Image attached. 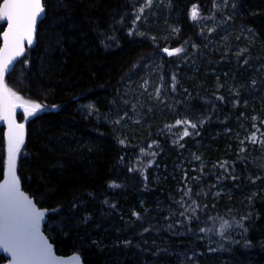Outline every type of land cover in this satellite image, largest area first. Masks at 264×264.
<instances>
[{
	"label": "trees",
	"instance_id": "obj_1",
	"mask_svg": "<svg viewBox=\"0 0 264 264\" xmlns=\"http://www.w3.org/2000/svg\"><path fill=\"white\" fill-rule=\"evenodd\" d=\"M43 5L36 45L4 84L13 104L41 105L16 112L15 171L49 211L56 252L264 264V0ZM7 149L0 118V184Z\"/></svg>",
	"mask_w": 264,
	"mask_h": 264
},
{
	"label": "snow or ice",
	"instance_id": "obj_2",
	"mask_svg": "<svg viewBox=\"0 0 264 264\" xmlns=\"http://www.w3.org/2000/svg\"><path fill=\"white\" fill-rule=\"evenodd\" d=\"M44 12L43 0H3V4H0V20L6 19L8 24L3 33L5 46L0 50V98L7 92L17 100L21 99L15 92L7 89L4 77L11 69L13 61L23 54V41L27 39L28 44H32L35 25ZM197 16L198 8L193 5L191 17L196 19ZM9 49L12 54L4 56L3 52ZM175 51L179 52L180 49ZM28 107L31 111L26 108V113L30 116L39 110L41 105L32 103ZM10 117L11 111L0 118L9 119L11 123ZM23 127L22 124L16 125V128L21 130ZM184 134L187 135L188 132L185 131ZM22 144L23 132H13L10 127L7 161L10 179L0 185V249L11 254L10 264H47L51 249L43 238L39 237V225L44 212L38 210L31 200L20 193L19 180L16 177V157Z\"/></svg>",
	"mask_w": 264,
	"mask_h": 264
},
{
	"label": "water",
	"instance_id": "obj_3",
	"mask_svg": "<svg viewBox=\"0 0 264 264\" xmlns=\"http://www.w3.org/2000/svg\"><path fill=\"white\" fill-rule=\"evenodd\" d=\"M1 4H3V2ZM45 13H46V9H45V12L37 20V23L35 25L34 39H33L32 44L29 45L28 42H27V39H25L23 41V48H24L23 54L21 56L17 57L14 61H16L18 59H21L25 55V52H26V49L27 48H33L36 45L38 25L45 18ZM3 22L6 25L5 26V29L3 31V33H4L7 30V28H8V24H7V20L6 19H4ZM3 33L1 35V48H0V50H3L4 49V46H5L4 45ZM11 54H12L11 49H9L6 52H3V55L4 56H8V55H11ZM0 105L4 109V112H3V115L2 116L8 115L9 112L11 111V117H10L11 123H10L9 119L1 118L2 124H3L4 128H5L6 135L9 138V131H10V127H11V130L13 132H16V133H18L20 131L23 132V141H24V138H25V129H24V127H23L22 130L16 128V125H20V123H18V121L16 119V111H15L16 105H14L12 103L11 98H10V96H9V94L7 92H4L3 93V97L0 98ZM13 105L15 106L14 108H13ZM7 161H8V149H7ZM6 178L7 179H10V177L8 175V168H7ZM19 191H20V193L23 194V196H26L29 200H31L33 202V204L35 205V207L38 210L44 212V217L41 219L40 225H39V237H42L43 238V241L46 242V245L48 247H50V249H51V254L47 258V264H84L83 261L81 260L80 256L77 255V254L60 255V254H58L56 252L54 245L50 242V240L48 239V237L44 233V226L47 223V220H48L47 216L49 214V211L48 210H45L43 208H40L37 205V203L35 202L34 198H32L28 193H26L20 187V185H19ZM0 256H3L7 260V262H5L4 264H10V262L12 261L11 254L5 252L3 249H0Z\"/></svg>",
	"mask_w": 264,
	"mask_h": 264
},
{
	"label": "rangeland",
	"instance_id": "obj_4",
	"mask_svg": "<svg viewBox=\"0 0 264 264\" xmlns=\"http://www.w3.org/2000/svg\"><path fill=\"white\" fill-rule=\"evenodd\" d=\"M177 30V29H176ZM170 53H174L173 51H168L167 52V54H170ZM15 105H16V108H15V111L17 112V111H19L20 109H22V110H24L25 112V114L27 115V113H26V108L28 109V111H31V109L29 108V107H23V106H21V105H18V104H16V103H14ZM7 179V178H6ZM2 184H4V182H2L0 185H2Z\"/></svg>",
	"mask_w": 264,
	"mask_h": 264
}]
</instances>
